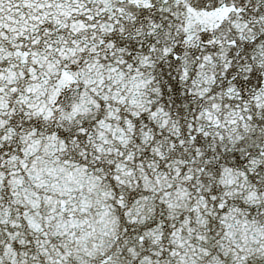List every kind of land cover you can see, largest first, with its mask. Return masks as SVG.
Segmentation results:
<instances>
[{
  "label": "snow or ice",
  "instance_id": "snow-or-ice-1",
  "mask_svg": "<svg viewBox=\"0 0 264 264\" xmlns=\"http://www.w3.org/2000/svg\"><path fill=\"white\" fill-rule=\"evenodd\" d=\"M0 264H264V0H0Z\"/></svg>",
  "mask_w": 264,
  "mask_h": 264
}]
</instances>
